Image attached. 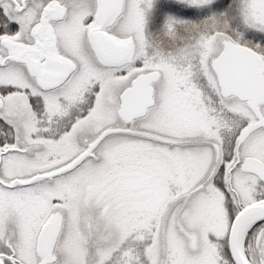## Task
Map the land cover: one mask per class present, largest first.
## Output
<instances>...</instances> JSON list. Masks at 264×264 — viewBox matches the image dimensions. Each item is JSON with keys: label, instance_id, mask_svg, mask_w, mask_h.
Segmentation results:
<instances>
[{"label": "snow or ice", "instance_id": "snow-or-ice-1", "mask_svg": "<svg viewBox=\"0 0 264 264\" xmlns=\"http://www.w3.org/2000/svg\"><path fill=\"white\" fill-rule=\"evenodd\" d=\"M0 264H264V0H0Z\"/></svg>", "mask_w": 264, "mask_h": 264}]
</instances>
